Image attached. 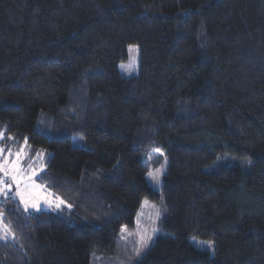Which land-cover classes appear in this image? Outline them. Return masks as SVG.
Masks as SVG:
<instances>
[{
  "label": "trees",
  "instance_id": "trees-1",
  "mask_svg": "<svg viewBox=\"0 0 264 264\" xmlns=\"http://www.w3.org/2000/svg\"><path fill=\"white\" fill-rule=\"evenodd\" d=\"M1 135L43 154L37 182L71 209L2 196L0 264H103L160 198L162 230L130 264H264V0H0Z\"/></svg>",
  "mask_w": 264,
  "mask_h": 264
},
{
  "label": "rangeland",
  "instance_id": "rangeland-1",
  "mask_svg": "<svg viewBox=\"0 0 264 264\" xmlns=\"http://www.w3.org/2000/svg\"><path fill=\"white\" fill-rule=\"evenodd\" d=\"M138 56L139 48L137 46L127 47V60L118 66V71L121 76L132 77L138 74ZM2 140L3 135L0 137V141ZM73 145L84 147L82 137H74ZM0 149L3 150V152L0 153V166L7 167L10 171L13 166L21 169L19 173V190L23 191L27 188L28 193L31 194V202L26 205V203L20 199V196L17 194L18 189L16 183L10 178L4 177L3 168H0V180L6 179L7 184L11 187L6 195H0V199L2 196H12L19 201L25 211L30 213L39 211L59 213L71 209L62 198L37 182L36 178L42 171L40 158L43 157V154L40 151L30 149L27 144H24L20 149L11 148L10 145H0ZM17 153H20L19 157H17ZM164 156L165 154L163 151L154 150L151 152L146 162L148 168L146 176L147 182L157 192L161 191L162 179L167 171V160ZM60 201H63V203H60ZM33 204H35V207ZM57 204H59L58 207ZM166 217L167 210L163 198H160L156 202L145 199L136 215L134 229L122 228L120 236L116 240L115 249L111 252L112 255L106 257L107 260L105 262L102 257V263L107 264V262L112 261L111 264H130L131 262L137 261V253L141 252V257L149 249L156 237L160 234ZM3 225H5V223L2 220V222H0V227H3ZM11 238L12 235L9 232L7 239ZM191 240L196 248L213 253L214 243L195 238ZM145 242L148 244L147 248L143 247ZM210 244L211 247L209 246ZM99 260H101V258H96V261ZM93 264L97 263L93 261Z\"/></svg>",
  "mask_w": 264,
  "mask_h": 264
},
{
  "label": "snow or ice",
  "instance_id": "snow-or-ice-1",
  "mask_svg": "<svg viewBox=\"0 0 264 264\" xmlns=\"http://www.w3.org/2000/svg\"><path fill=\"white\" fill-rule=\"evenodd\" d=\"M3 150L0 149V153H2ZM17 157H19L20 153L16 154ZM0 168H3V175L6 178H10L11 180H13L16 185H17V189L18 192L17 194L20 196V199L22 201H24L27 205V203L31 202V194L28 193L27 188H25L23 191L19 190V184H20V180H19V173L21 171V169H18L16 166H13L12 170L10 171L7 167L4 166H0ZM10 185L7 184V180H0V195H6L8 193V191L10 190ZM60 203H63V201H60ZM33 206L35 207V204H33ZM59 206V204H57V207ZM3 220V213H0V222H2ZM10 232V229L8 228L7 225H3V227H0V239H5L7 240L8 238V233ZM211 247V244L209 245ZM144 248L148 247L147 242L144 243L143 245ZM142 253L138 252L137 253V258L139 259L140 255Z\"/></svg>",
  "mask_w": 264,
  "mask_h": 264
}]
</instances>
